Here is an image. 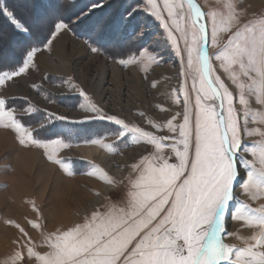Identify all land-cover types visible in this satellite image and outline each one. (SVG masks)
I'll return each instance as SVG.
<instances>
[{
	"label": "snow or ice",
	"instance_id": "snow-or-ice-1",
	"mask_svg": "<svg viewBox=\"0 0 264 264\" xmlns=\"http://www.w3.org/2000/svg\"><path fill=\"white\" fill-rule=\"evenodd\" d=\"M0 17L10 29L9 38L0 30V86L38 69L40 56L69 33L86 51L122 67L163 62L164 50L180 64L171 100L181 110L157 104L169 114L165 119L137 112L148 127L110 114L72 77L67 83L87 101L78 120L0 94V128L42 150L67 175L74 168L57 153L75 138L54 121H105L115 126L114 143L99 136L83 142L112 153L130 142L143 152L120 179L85 162L84 174L116 198L105 195L107 203L98 199L82 220L53 231L29 220L39 244L14 224L26 243L12 264H264V203L246 202L264 199V140L246 142L264 137L260 127H250L264 125V12L249 15L246 0H216L211 11L198 0H33L22 10L0 5ZM32 210L39 218L34 203ZM229 220L249 234L229 230Z\"/></svg>",
	"mask_w": 264,
	"mask_h": 264
},
{
	"label": "rangeland",
	"instance_id": "rangeland-1",
	"mask_svg": "<svg viewBox=\"0 0 264 264\" xmlns=\"http://www.w3.org/2000/svg\"><path fill=\"white\" fill-rule=\"evenodd\" d=\"M32 2L33 0H8L6 3L4 0H0L1 5L12 4L18 10H22L25 6L30 8ZM262 2L261 5V0H246L249 15H259L263 12L264 0ZM198 3L201 4L203 10L211 11L216 5V0H198ZM77 43H82V41L76 39L72 34L62 35L55 42L50 53L45 52L40 56L38 69L30 70L28 74L16 78L15 83L8 82L6 85L0 86V94L7 93L11 97H27L37 108L47 110L54 116H65L68 121L78 120L85 115L84 109L79 105L85 104L87 101L80 97L76 90L71 89L67 83L68 77H72V82L82 88L92 102L105 109L98 103L99 100L96 99L92 88L81 84L79 79H91L95 84L103 77L102 61L107 62L106 65L109 69L112 60L105 55L86 51L83 45L80 50L75 45ZM43 57L50 58L55 64L67 66L69 72L53 71L43 65L42 62L45 60ZM116 64L123 72L130 73L132 69L135 70L136 79H123V83L118 84L115 77L106 72L100 88L106 89L104 98L115 103V110L112 112L106 110L107 112L122 116L142 127H148L144 124L143 119L136 115L137 112L143 111L149 117L165 119L169 114L159 112L155 107L157 104L165 108L171 107L173 112L181 110L171 100V89L178 86L180 64L179 59L170 51H163V62L160 63L145 61V64L139 67H122L118 63ZM142 68L146 71L141 70ZM22 78L24 81L21 80ZM153 80L158 81L156 88L151 87ZM33 85H37V88H33ZM55 86L58 87L55 88ZM62 87H65L66 90ZM19 90L21 92H18ZM40 98L44 100L42 101ZM20 102L17 100V103ZM62 109L64 111H61ZM54 123L58 129L70 128L75 138L70 147L59 149L57 153L59 158H67L66 162L74 168L72 175L65 174L58 165L49 162L42 154V150L20 145L13 132L0 128V264H12V254L20 250L21 246L26 243V239L13 226L14 224L24 227L33 243L39 244L40 233L30 227L29 220L44 225L45 232L53 231L55 228L82 220L86 210H89V206L94 205L98 199L107 203L102 199L105 195H112L113 199L116 198V193L112 192L97 177L84 174L88 170V164L85 162L99 165L103 169L104 167L84 155L74 154L72 151L76 150V147L97 146L111 156L115 155V159L122 163L119 169L122 175L113 174V176L112 173L104 169L115 179L126 176L129 170L127 166L143 154L141 146L130 142L119 144L115 153L104 149L99 144L84 143V140L97 136L103 138L102 143L104 144H112L117 140V137L111 134L115 126L109 125L105 121L76 124L54 121ZM250 127H260L261 130H264V125L255 123H251ZM261 140H264V137L259 135L246 138L248 143ZM97 192L101 193L100 197L96 196ZM241 199L246 200V197L241 196ZM246 202L258 207L264 203V199ZM33 203L39 209V218L37 213L32 210ZM6 221L12 223H6ZM228 228L229 230L239 229L241 235L249 234L248 229L240 228L239 223L230 220ZM233 242L240 243V241Z\"/></svg>",
	"mask_w": 264,
	"mask_h": 264
},
{
	"label": "bare ground",
	"instance_id": "bare-ground-1",
	"mask_svg": "<svg viewBox=\"0 0 264 264\" xmlns=\"http://www.w3.org/2000/svg\"><path fill=\"white\" fill-rule=\"evenodd\" d=\"M263 4L262 0H261V5ZM264 7V6H263ZM261 10H263V8H260ZM264 12V11H263ZM80 50L82 43H77L75 44ZM45 60L42 62L43 65L51 68L53 71L62 73H68L69 69L67 66L63 65V64H55L52 60H50V58L47 57H43ZM107 62L105 60L102 61V67H103V77L99 80L96 81L95 84H93V80L89 79V80H83V79H79L80 83L86 86H90L92 88V90L94 91L95 97L98 101L99 104H101L103 107H105V110L112 112L113 110H115V103L111 102V100H109L108 98L105 99V91L106 89H101L100 86H102L103 80L105 79V75L106 72H108L109 74L111 73V75H113L115 77V79L117 80L118 84H122L123 83V79H136V71L132 69V71H130V73L128 72H123V70H121L118 65L116 63H114L113 61L110 62L109 64V69L108 66L106 65ZM106 68V69H105ZM22 81H24V79H21ZM58 86H55V88ZM64 90H66L65 87H62ZM61 89V88H60ZM57 89V90H60ZM18 92H21V90H19ZM103 95V96H102ZM42 101L44 100L43 98H40ZM105 100V102H104ZM104 102V103H103ZM59 111V110H58ZM61 111H64V109H62ZM74 154H77L79 156L80 155H84L85 157H88L92 160H95L96 162H99L100 164H102V166L104 167V169L110 173L115 174V175H122V173L119 171L120 169V165L122 164L121 161H119L118 159H115V155L111 156L109 153H107L106 151L99 149V147L97 146H79L76 147V150L72 151ZM125 154V153H123ZM114 176V175H113ZM63 205V204H62ZM61 205V206H62Z\"/></svg>",
	"mask_w": 264,
	"mask_h": 264
},
{
	"label": "trees",
	"instance_id": "trees-1",
	"mask_svg": "<svg viewBox=\"0 0 264 264\" xmlns=\"http://www.w3.org/2000/svg\"><path fill=\"white\" fill-rule=\"evenodd\" d=\"M6 3H8V0H4ZM1 5V4H0ZM9 6L15 7L12 4H7ZM0 29H2V31L5 33L6 38H9V34H10V29L7 25V23L4 21V19L2 17H0Z\"/></svg>",
	"mask_w": 264,
	"mask_h": 264
}]
</instances>
